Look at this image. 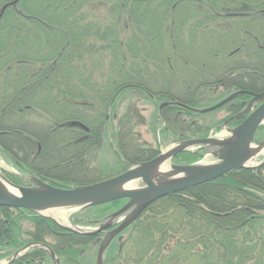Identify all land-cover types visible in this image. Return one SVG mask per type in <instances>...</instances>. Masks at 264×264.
<instances>
[{
	"label": "trees",
	"instance_id": "obj_1",
	"mask_svg": "<svg viewBox=\"0 0 264 264\" xmlns=\"http://www.w3.org/2000/svg\"><path fill=\"white\" fill-rule=\"evenodd\" d=\"M152 1L155 0H0V105L3 106L0 147L6 154L20 163L21 154L27 158L34 153L33 149L39 151L45 144L46 138L2 124L14 113L34 114L49 120V128L44 126L47 134L55 138L62 135L57 139L61 143L58 147L75 148V154H68L69 159L54 160L49 165L62 168L81 159L85 165L78 170L79 175L93 170L101 174L98 166H90L89 154L100 149L106 130L111 127L105 120L115 114L120 95L133 91L161 104L178 101L199 109L210 104L205 103L208 99L215 105L227 97L218 99L219 88L264 91L263 23L258 25L257 32L252 27H243L238 45L226 57L245 58L249 61L246 66L232 65L223 74L219 68L210 69L206 81L192 87L185 97L155 90L133 76L139 71L150 76L160 66L167 69L168 61L173 62L180 55L176 49H155L156 28L160 42L172 46L180 38L174 27L198 34L197 29H208L207 24L223 17L216 14L213 21L201 24L193 21L200 16L188 14L174 24L172 16L166 15L162 21L143 24L134 17L131 8ZM189 1L193 0L176 3ZM259 1L237 0V15L245 18L254 12L264 15V0ZM230 6L232 10L235 7L232 4L222 9L230 10ZM97 10L103 11L104 16L95 15ZM259 21L263 22L264 16ZM245 31L256 38V43L241 40ZM50 86L54 92L47 91ZM203 87L209 92L202 93ZM250 100V96H240L221 108L227 115L222 123L241 113ZM198 115L187 108L169 106L161 111V121L166 124L165 131L172 132L179 141L206 138L207 128L195 121ZM98 118H102L101 123L94 127ZM125 118L120 125L126 128V145H120L122 152L116 146L115 154L119 163L126 159L124 172L152 160L157 153L139 143L133 132V113L127 112ZM171 125L177 130L171 131ZM112 137L118 144L114 134ZM34 156L36 164L41 162L42 154ZM193 157L203 155L198 153ZM34 168L41 180L57 188H68L47 181L36 171L41 170ZM103 211L107 212V208ZM23 220L31 223V231L23 230ZM104 236L105 233L75 234L36 213L0 208V253H4L0 260L27 244L37 243L50 247L61 264H95ZM52 262L45 248H35L13 264ZM103 264H264V166L236 170L216 181L157 200L113 240L104 254Z\"/></svg>",
	"mask_w": 264,
	"mask_h": 264
},
{
	"label": "rangeland",
	"instance_id": "obj_2",
	"mask_svg": "<svg viewBox=\"0 0 264 264\" xmlns=\"http://www.w3.org/2000/svg\"><path fill=\"white\" fill-rule=\"evenodd\" d=\"M176 1L177 0H168L167 2L166 1L164 2L162 0H155L148 3H141L139 5L132 6L131 13L134 15L135 18L137 16V20H140L143 24H149L150 21L151 22L162 21V19H164L166 15L172 16V19L175 21L174 24H177V22H181L182 20L181 16H185L188 14L200 16L193 18V21L201 24H203V22L206 23L208 21H213L214 20L213 16L216 14H221L223 15V17L216 19V21L213 23L207 24L206 26L209 27L208 29H203V28L197 29L198 34L194 32H187V33L182 32L181 29L174 30V28L176 29V27H174L173 31L177 33V35L179 34L180 38L176 41H173L172 46L170 44H166V43L164 44L160 42L159 28H156V31L158 33V39L154 43L155 49L157 51H160L164 47L167 50L176 49L180 51V55H179L180 57L178 56V59L174 60L173 62L168 61V66L170 68L168 67L167 69H165V67L160 66L157 70H154L150 76L146 71L134 72L133 76L138 77L144 83L150 84L152 86L151 88H155V90L157 89L160 91L171 93L175 96L185 97L187 93L191 91L192 87L196 86L198 83H202L206 81V77L209 76L210 69L216 70L217 68H219L218 71L222 73L225 70L229 69L232 65H236L239 67H243L247 65L249 61H247L245 58L243 59L231 58L230 60L229 58L226 57L229 54L230 55L232 54V51L234 50L233 49L234 45L235 46L238 45L239 42L238 36L240 34L241 29L243 27H252L253 32L254 31L257 32L259 29L258 25L262 23L264 25V21L263 22L259 21V19L262 18V16L264 15L254 12L250 18H245L243 16L239 17V15H237L238 12V8L236 6L238 5L237 0H193L181 5H177ZM254 1L260 2L259 0H254ZM161 3H164L165 6L161 5ZM215 3L217 4V7L214 6ZM232 4L235 5L233 10L231 6H230V10L222 9V7ZM95 12L96 13L94 14L98 15V17L104 16L103 11L101 10H97ZM188 28L196 29L195 27H188ZM181 32L182 35H180ZM245 33L246 31L244 32V35L241 36L242 41L246 40L248 42L256 43L255 37L251 35H247ZM262 41L264 42V36L262 37ZM223 60H226L228 62L224 63ZM219 76H221V74ZM124 77L126 78L127 76L124 75ZM53 89L54 87L50 86L47 88V91L54 92ZM200 91L202 93L209 92L206 87L201 88ZM236 91H240V90H238V88H232V87L231 88L228 87L227 89L219 88L217 89L219 95L216 96H218V99L224 98L226 96L229 97L231 94H233ZM262 92H254V93H262ZM216 96L215 95L213 96V100L216 99ZM118 101L119 103L117 104L116 109L114 110L115 112L113 111L115 114L109 115V117L105 120V122L108 123L107 125L111 127L107 128L106 134L100 145V149L92 151L89 154L90 160H88V162H90V166L92 168L98 166L101 174H99L98 171H94V170L91 171L92 170L91 169L90 173H87L86 175L85 174L79 175V173H77L78 170L81 171L82 166L85 165L83 164L85 163V161L81 159L77 160L72 165H62V168H58V166L49 165L51 164V162L53 163L54 160H58V162H62L66 159H69L68 154L69 153L75 154V152H73V149L75 148L65 150L62 147H58L60 146L61 143L60 141H57V139L59 137H62V135L55 138L54 136L47 134L46 131L49 128L48 127L49 120L46 121L42 118H37L34 114L27 116L26 113H21V114L14 113L10 118L4 120L2 124L9 127L20 128L23 130L33 132L34 134L41 136L42 138H46V141L44 140L45 144L40 147L39 151L33 149L34 153L30 152L31 156L29 155L26 158L25 154L24 155L21 154L20 158L22 161H20V163L14 161L13 159L15 158L10 156L9 154H6L0 147V177L6 178L12 184L19 187H29V188L36 187L34 180L38 178L36 177L37 173L36 174L34 173V170L36 169L34 168L35 166L39 170H41V171L38 170L36 171L40 173V175H43L41 177L47 179V181L49 179L52 180L53 183L59 184V186H65L68 187V189H71L79 186L99 183L123 174L126 169L127 161L126 159H124L126 163L123 161L119 163V157H117L115 154H117V150H118L116 146L117 147L119 146L118 147L119 151L122 152L120 145L122 147H125L126 145L125 143L126 128H121L122 126L120 124L122 123V119L125 118L127 112L133 113L134 121H135V127H133V132L136 138L139 140V143L145 144L156 150L157 153L155 157L159 156L160 154L168 152L179 142H183V141H179L178 138L175 137V135H173L172 132L165 131L166 124L162 123L161 121V111H163V109L166 107H161V103H160L161 101L158 102L155 99L152 100V99L144 98V96L138 95L136 92L134 93L133 91H129L124 95H120L118 97ZM163 102L164 101H162V103ZM164 103H168V102H164ZM170 103H181V102L170 101ZM205 103H210V104L205 107L199 108L198 110H204L214 106L213 105L214 102H211L210 99H208ZM170 106H177V105H170ZM1 107L3 106L0 105V110ZM252 108L253 109L257 108V105H253ZM198 114L199 115L195 119V121L207 128V130L204 131V133L207 136L206 138L223 140L231 136L230 132L228 133L226 129L233 130L234 128L225 127L224 124L222 123L227 116L226 111H223L220 108L209 113H205V114L198 113ZM100 119L102 120V118ZM101 120H99L98 118V120L93 124L94 127H96L99 123H101ZM44 126H46L47 129ZM171 126H172L171 131L177 130L176 127H174L173 125ZM113 134H114V139L117 140V143L119 145L115 144V141L113 140L112 137ZM206 138H191L189 140L206 139ZM17 139L20 140L21 138L17 137ZM254 144L256 146L264 144V125L257 132L254 140ZM51 145H54V147L50 148ZM214 150L215 148H206V149H203L202 147L191 148L189 151L180 154V156L179 155L176 156L173 160H168L166 162V166L169 167L170 169L171 164L174 165L196 164V165H204V166L213 165L219 162L217 156L210 154V152ZM36 153L43 155L41 158L42 159L41 162L40 161L37 162L38 164L35 163L37 161V160L35 161V158L37 157L34 156ZM198 153L202 154L203 157L197 159L196 157H193L194 154H198ZM20 158L18 157L19 160ZM263 160H264V151L261 152L257 157L253 158L252 161L249 163V165L253 166L254 164V166H258L263 162ZM138 164L129 167L128 170L133 167H136ZM121 168H123V170ZM111 175H116V176L111 177ZM137 185L140 186V183H138ZM122 201L123 202L119 203L118 205L117 204L113 205L115 203L113 202L111 204L100 206L98 208L95 207L89 210L61 208L55 212L65 215L66 218L64 224L65 226L74 229L79 228L80 230L85 232H92L96 230L97 227L100 224H102L110 215L117 212L123 207L125 201L124 200ZM104 208H107V212L103 211ZM40 217H44V216L40 215ZM88 222H90L91 224ZM55 224L58 225L57 223ZM22 226L24 228L23 229L24 231H31L33 227L31 223L27 220H23ZM36 248H42V247L39 246ZM33 249L35 248H32L31 250ZM2 254L4 253L1 252L0 255ZM12 256L13 254L9 257L2 258L0 260V264H6ZM52 264H54V261L52 262Z\"/></svg>",
	"mask_w": 264,
	"mask_h": 264
},
{
	"label": "water",
	"instance_id": "obj_3",
	"mask_svg": "<svg viewBox=\"0 0 264 264\" xmlns=\"http://www.w3.org/2000/svg\"><path fill=\"white\" fill-rule=\"evenodd\" d=\"M240 96H250L252 99L242 113L224 124L225 127H228L232 122L245 118L235 129H227L231 134L229 138L223 140L206 138L184 141L168 152L160 154L151 161L141 163L119 176L71 189L53 187L40 179L34 180L36 187H19L6 178L0 177V208L27 210L52 219L44 212L61 208L84 210L104 206L116 201H126L120 210L110 215L92 232H85L79 228H70L53 220L63 229L75 234L98 235L106 232L99 245L95 263L103 264L104 254L113 240L130 227L157 200L216 181L236 170L256 168L249 166V163L260 154L258 153L257 156L253 157L251 147L256 146L254 144L256 134L264 125V92L236 91L222 102L204 110H195L181 103H165L161 107L177 105L205 114L222 108L231 100ZM253 105H257V108L253 109ZM195 147H202L203 149L215 148L210 154L217 156L219 162L209 166L171 164L169 173H177L181 177L171 181L166 180L163 183H155L153 181L154 171L162 163L165 164L168 160H173L176 156ZM262 166H264V160L257 168ZM138 183H140V186L137 185ZM119 220L122 221L118 226L114 227ZM39 246L46 249L54 264H60V260L51 248L42 244L25 246L14 254L6 264H13L30 249Z\"/></svg>",
	"mask_w": 264,
	"mask_h": 264
},
{
	"label": "bare ground",
	"instance_id": "obj_4",
	"mask_svg": "<svg viewBox=\"0 0 264 264\" xmlns=\"http://www.w3.org/2000/svg\"><path fill=\"white\" fill-rule=\"evenodd\" d=\"M251 150L253 152V157L257 156L258 153H261L264 151V145L263 146H252ZM254 166V164H253ZM181 177V175H178L177 173L170 174L169 173V167L166 166V163H162L153 174V181L155 183H163L164 181H171L176 178ZM9 189V188H8ZM59 209H55L52 211L44 212L47 216L51 217V220H55L57 223L64 225L65 224V215L56 213ZM47 218V217H46ZM50 219V218H48ZM65 226V225H64Z\"/></svg>",
	"mask_w": 264,
	"mask_h": 264
},
{
	"label": "flooded vegetation",
	"instance_id": "obj_5",
	"mask_svg": "<svg viewBox=\"0 0 264 264\" xmlns=\"http://www.w3.org/2000/svg\"><path fill=\"white\" fill-rule=\"evenodd\" d=\"M162 105H163V104H161V106H162ZM168 107H169V106H168ZM239 114H240V113H239ZM239 114H237V115H239ZM237 115H235V116H237ZM235 116H233V117H235ZM233 117H232V118H233ZM232 118H230V119H232ZM230 119H229V120H230ZM227 121H228V120H227ZM227 121H226V122H227ZM234 122H237V121H234ZM234 122H232L228 127H230V128H235V126H232V124H233ZM224 123H225V122H224ZM224 123H223V124H224ZM39 150H40V148H39ZM44 182H45V181H44Z\"/></svg>",
	"mask_w": 264,
	"mask_h": 264
}]
</instances>
